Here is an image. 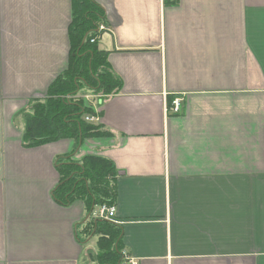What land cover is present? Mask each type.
<instances>
[{
    "label": "crops",
    "instance_id": "1",
    "mask_svg": "<svg viewBox=\"0 0 264 264\" xmlns=\"http://www.w3.org/2000/svg\"><path fill=\"white\" fill-rule=\"evenodd\" d=\"M95 1L121 86L76 150L23 145L24 113L69 67L73 0H0V264H88L85 203L52 197L74 152L117 168L106 215L137 264H264V0Z\"/></svg>",
    "mask_w": 264,
    "mask_h": 264
},
{
    "label": "trees",
    "instance_id": "2",
    "mask_svg": "<svg viewBox=\"0 0 264 264\" xmlns=\"http://www.w3.org/2000/svg\"><path fill=\"white\" fill-rule=\"evenodd\" d=\"M103 23L105 12L95 0H73L69 67L52 84L47 98L32 102L24 113L25 147L73 139L77 150L87 138L105 135L98 125L84 119L86 115H97L94 107L77 97L85 88L104 97L118 92L121 86L109 70L106 53L97 48V42L91 43ZM75 153L55 160L60 179L52 197L62 206L75 201L85 203L88 218L77 225V233L83 244L96 239L97 250L89 254L93 259L90 264H125L120 227L94 216L103 206H115L117 168L98 155L75 160Z\"/></svg>",
    "mask_w": 264,
    "mask_h": 264
},
{
    "label": "built area",
    "instance_id": "3",
    "mask_svg": "<svg viewBox=\"0 0 264 264\" xmlns=\"http://www.w3.org/2000/svg\"><path fill=\"white\" fill-rule=\"evenodd\" d=\"M106 30H108L107 25H106L105 23L100 24V25L98 26V28H97V37H96V38H93V39L91 40V43H96L97 40L100 38L101 34H102L103 32H105ZM181 105H182V101H181L179 98H176V99L172 102V105H171V107L169 108V111H171L173 114H179L180 111H181ZM86 121H88L89 123H94V124H96V123L98 122L97 115H95V116H94V115H88V116L86 117ZM113 208H114V207H112V208H107L106 206L101 207V208L99 209L100 218H106V219H108V217H107L106 214H107L109 211H111ZM108 220H110V219H108ZM124 258H125V264H137V263L135 262L134 259H132V258L126 256V255H125Z\"/></svg>",
    "mask_w": 264,
    "mask_h": 264
},
{
    "label": "rangeland",
    "instance_id": "4",
    "mask_svg": "<svg viewBox=\"0 0 264 264\" xmlns=\"http://www.w3.org/2000/svg\"><path fill=\"white\" fill-rule=\"evenodd\" d=\"M93 84V83H91ZM77 97L79 98H82L83 100H85L90 106L94 107L95 105H97V101L102 99V95L99 94V93H96L93 89H87L85 88L83 91H81ZM97 108V106H95ZM96 112V111H95ZM88 115L84 116V119L86 120V117ZM88 122V121H87ZM99 136H93V137H89L87 139H95V138H98ZM87 156V155H85ZM84 156V157H85ZM94 216L95 217H100V213H99V210L95 211L94 212ZM90 249H89V254H91V252H94L96 253V250H97V246H96V239H93L91 242H90ZM87 255L88 256V264H90L92 262L93 259H91V256L90 255Z\"/></svg>",
    "mask_w": 264,
    "mask_h": 264
}]
</instances>
